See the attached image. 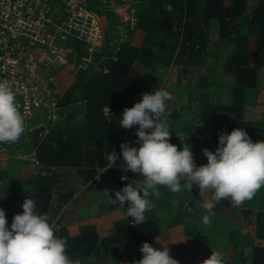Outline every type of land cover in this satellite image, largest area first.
I'll return each mask as SVG.
<instances>
[{
  "label": "trees",
  "instance_id": "1",
  "mask_svg": "<svg viewBox=\"0 0 264 264\" xmlns=\"http://www.w3.org/2000/svg\"><path fill=\"white\" fill-rule=\"evenodd\" d=\"M164 1L168 8L158 5L155 12L145 10L139 13L138 10L136 25L144 32L139 46L125 47L124 44L127 42H124L116 52L115 58L108 62L106 72L82 70L76 72L82 75L77 80L75 88V100L81 103L78 134H69L65 137L63 125L57 124L56 120L43 137L32 136V142L42 140L36 152L40 168L30 190L21 188L17 178L11 177L7 180L9 193L0 197V208L6 213L7 223H12L15 214L22 213L21 205L24 198H30L35 201L38 213L49 215L50 222L54 219L57 225L55 235L66 239L68 255L96 253L100 245L118 241H130L140 246L143 242H151L159 232L157 220L151 215L145 216L144 223L133 226V219L126 214L113 221L111 231L101 237H98L93 225L84 224L79 226L76 234H68L65 228V223L69 219L68 209L66 205H62L73 190L69 188L57 191L55 198L52 199L56 187L55 169L69 166L79 168L86 188L110 192L115 199V191L121 190L128 183V178L138 175L124 171L126 165L120 150V145L130 130L134 140H137L135 133L138 125L132 129L120 128L121 113L125 108H131L140 102L142 93L152 92L130 78L132 62L137 59L152 68L167 64L176 44L179 49L173 62L182 61V55L188 56L193 45L196 46L197 52L203 53L211 20L216 22V34L222 38H229L232 42L230 52L223 59L222 68L232 72L231 109H234L235 113L211 125L208 121L210 108L203 104L200 107L199 123L193 125L192 134L181 137L170 135L169 142L176 145L179 150L181 144L192 143L194 135H202L206 131L213 134L218 142V133H230L247 123L240 119L239 113L243 89L256 86L258 68L264 65V1L256 0L249 8L245 31L240 29L238 20L246 10L247 0ZM153 31H159L171 37L173 41L154 40L151 38ZM250 35L252 40H249ZM151 46L161 49L166 56H159ZM103 105L111 108V114L108 116L101 112ZM174 111L170 109V115H175ZM139 146V143H135L133 147ZM113 150L118 160L115 167L104 171L108 166L107 156ZM120 175L127 179L120 178ZM192 188L197 186L193 185ZM105 197L110 207L119 205L110 203L106 194ZM263 215V211L256 212L257 237L262 236ZM250 250L247 264H264V244H252Z\"/></svg>",
  "mask_w": 264,
  "mask_h": 264
},
{
  "label": "clouds",
  "instance_id": "2",
  "mask_svg": "<svg viewBox=\"0 0 264 264\" xmlns=\"http://www.w3.org/2000/svg\"><path fill=\"white\" fill-rule=\"evenodd\" d=\"M161 76L164 69L159 68ZM173 95L160 88L151 93H142L140 102L121 113L120 128L132 129L138 125L135 133L139 147H130L128 143L120 145L121 157L126 165L124 171L139 174L143 179L140 187L127 183L121 190L115 191V199L110 192L109 202L123 206L128 202L127 216L134 221L133 226L145 222V213L155 204L150 196L159 197V186L167 187L173 193L182 190L183 185L190 193L193 185L202 195L212 191L211 198L204 204L208 215L202 217L205 225L210 223V214L222 200H230L233 207H240L264 187V140L253 142L242 128L230 133H218V146L215 151L203 148L202 154L207 163L197 166L188 143L177 146L171 144L168 127L169 112L166 101ZM107 111L111 114L110 109ZM25 132V121L16 102V94L8 81H0V143L14 144ZM188 138V137H187ZM109 168L115 167L118 160L116 152L108 156ZM127 179V177H122ZM174 205L179 201H173ZM23 211L15 214L10 228L7 226L6 213L0 208V264H81L67 254V241L55 235L54 221L47 214L36 210L33 199L24 198ZM142 258L132 264H179L170 256L169 249L154 248L143 242L140 246ZM250 249L246 254L250 253ZM200 264H225L221 251H211V255Z\"/></svg>",
  "mask_w": 264,
  "mask_h": 264
},
{
  "label": "rangeland",
  "instance_id": "3",
  "mask_svg": "<svg viewBox=\"0 0 264 264\" xmlns=\"http://www.w3.org/2000/svg\"><path fill=\"white\" fill-rule=\"evenodd\" d=\"M87 1L88 4H92L91 0ZM255 1L256 0L246 1V10L238 20V24L242 31H245V22L248 15V10L255 3ZM158 5H161L164 8L169 7L166 1L164 0H147L145 3L139 6V13L145 10H152V12H155ZM102 23L105 32L104 37L108 38L111 35V27L109 24H105L104 21ZM135 27L138 26L136 25ZM133 29L131 30L130 35H132ZM143 34L144 32L142 30V35L138 36V40L141 39L142 41ZM151 38H153L154 40L158 39L160 41H173L171 37L166 36L159 31H153V33L151 34ZM249 40H252V35L249 36ZM207 42L209 45L208 51L207 49H205L203 53H199L197 52L196 46L193 45L190 48V52H188V56L182 55V61L173 62L172 60L178 54L177 49H179L178 44H176L175 49L171 55L170 61L167 64L160 65V68L164 69L165 74L168 70V67H171L172 64L182 63L183 65H189L181 67L180 71H182V73H186L188 68L190 73H193V69H196L199 65H202L205 61V55L209 54L212 58H208V63L211 64L213 73L216 75L215 71L219 69L223 71L224 77L222 78L226 87L228 86L227 89L231 93L229 82H231V77H233L232 72L224 70L222 68V62L226 54L230 52L232 48V42L229 38L219 37L216 34V29L210 27L209 25L206 36V44ZM124 46H130L132 48L134 47V45H131L129 41H127ZM151 47L159 56H166L164 51H162L161 49H158L155 46ZM250 53H252L251 48ZM203 67L204 65H202V68ZM53 70L57 77V84L53 89V95L57 99L58 105L61 108L60 117L57 119V124L63 125V133L65 137L69 136V134L77 135L79 129L81 103L80 101L75 100V88L77 80H79L82 75L73 72L68 67V64L60 65L58 67H55ZM158 73L160 74L159 71ZM163 84L164 75L162 77L160 74L157 78V81L154 82V91L162 88ZM242 93L243 98L239 115L240 119L245 120V122L247 123L241 126L240 128H242L248 133L249 137L252 139L253 142L264 140V65L258 68L256 86L246 88L245 90H243ZM221 100L222 101L214 102L215 99H213L205 102V104H207L210 108L208 121L211 125L214 124L217 120H220L223 117H229L235 113L234 109H231V101L227 102L223 99ZM200 107L201 105H199L197 108V121H199ZM191 127L192 126L190 124L188 125V128H186L188 129L189 133L192 132ZM40 141L42 140H36L35 142H31L32 145H34L35 149V157L33 158L30 156H26L23 158L8 157L4 160H0V177L2 179V183L0 184V197H3L7 193L9 185L6 182L11 177L18 179L21 188L26 190H30L33 188L34 177L40 168V163L37 161L36 158V152L38 150ZM192 143V149L190 150L194 154L195 163L197 166L207 163V159L201 151L203 148H208L210 151H215L216 147L218 146V142L215 139V136L210 132H208L205 136L203 135L199 137L198 141L193 140ZM29 150L30 146H28V144H24L23 151L28 154ZM78 169L79 168H76L74 166L56 168L55 181L57 182V186L61 183H68L70 186H72V189L74 190H76L81 185L83 186L84 182L82 181ZM137 177L138 180L133 177L131 181L133 185L141 184L143 178L139 174ZM180 183L182 190L178 193H173L167 187L158 185L157 187L160 191L159 197H149L150 201L155 204V207L152 208L151 211L146 212L145 216L156 215V219L159 225L161 226L172 225L175 222H180L181 220H183L184 232H186L184 233L185 237H183L184 241L181 243L182 248L183 246L185 247L187 241L191 237L203 240L204 235L202 232L203 230H205V224H203L202 222V217L204 215H208L206 209L204 208V204L211 198L213 193L211 190H208L204 194L200 195L198 188H192L189 193L187 189L183 187V185L186 183V179L182 177ZM84 189L86 190V186L84 187ZM76 195L74 197L78 198ZM93 199L96 204V213L103 211L104 207H116H110L108 205L103 190H96ZM173 201H179V203L174 205L172 203ZM76 208H80L81 212L84 211V208L82 209L80 205L76 206ZM261 208H264V187H262L255 194L253 199L245 201L240 207H233L230 200H222L213 209V213L210 214V220L216 221L214 219L221 218L222 223L228 222L232 224L235 229H238V231L241 230L242 232L238 236H208V238L206 239L209 242L218 243L223 246L228 245L230 248H232L231 250L233 251H230L227 254L223 253V256L227 255L228 257L227 259H225V264H247L250 253L246 254V251L251 248L252 244H264V215L262 223V236L257 237L255 231L256 212L262 211ZM195 219L196 221H194ZM195 222L196 225H199L196 228L193 227ZM139 249L140 245H136L133 243L129 245V248L126 251L129 263L132 264V261H138L142 258V253ZM237 249L238 252L235 253L234 250ZM176 252H178L177 249L174 250L172 248H169L170 256L173 259L178 260L179 264H200L199 261L192 263L188 262L187 258L183 257L182 255H177ZM206 257L208 258L209 256Z\"/></svg>",
  "mask_w": 264,
  "mask_h": 264
},
{
  "label": "built area",
  "instance_id": "4",
  "mask_svg": "<svg viewBox=\"0 0 264 264\" xmlns=\"http://www.w3.org/2000/svg\"><path fill=\"white\" fill-rule=\"evenodd\" d=\"M91 1L90 5L87 0H0V81L12 85L25 121V132L16 143H0V160L35 157L32 136L43 137L60 117L53 69L68 64L73 72H106L147 0ZM103 21L111 27L108 38ZM107 107L111 112L103 105L104 116L109 115ZM131 133L123 143L133 147ZM24 144L30 146L28 154Z\"/></svg>",
  "mask_w": 264,
  "mask_h": 264
},
{
  "label": "crops",
  "instance_id": "5",
  "mask_svg": "<svg viewBox=\"0 0 264 264\" xmlns=\"http://www.w3.org/2000/svg\"><path fill=\"white\" fill-rule=\"evenodd\" d=\"M213 22V23H212ZM209 26L216 29V22L211 20L209 22ZM142 35V29L139 27H135L132 31V35L128 38L129 43L137 47L141 44V39L138 40V36ZM205 49H209L208 42L206 44ZM209 54L205 55V61L202 65H199L196 69H193V73L188 70L186 73H182L181 67L189 66L183 65L182 63H174L171 67H168V70L164 74V84L163 89L169 91L173 95V99L171 101H166L167 109L169 112L170 109L175 110L174 114L168 116V127L170 131V135H175L176 137H181L183 135H191L188 132V125L191 124V130L193 125L199 123L197 121V108L199 105L205 104L206 101H210L215 99L214 102L222 101L221 99L230 102L231 101V93L227 89L224 80L222 70H216L213 73V69L211 68V64L208 63ZM222 61V59H221ZM162 65V64H161ZM157 68H152L147 64L142 63L141 61L135 59L132 62V69L129 72L130 78H132L137 83L146 87L150 91H154L155 86L154 82L157 81L158 69L160 65H156ZM187 74V75H184ZM198 78V79H197ZM230 78V77H229ZM233 77H231L232 83ZM244 88L243 90H245ZM208 133L206 131L202 135H194L193 140L198 141V138L201 136H205ZM190 149H192L193 143L189 144ZM138 176V175H137ZM134 178L138 180V177ZM84 185L78 187L76 190L72 189V194L68 198V200L62 205H66L68 209L69 219L65 223V228L68 234L74 235L78 232L80 225H93L98 237H101L111 231L112 223L115 220L122 218L127 214L128 203L123 206L117 205L113 208H105L103 211L96 213L95 212V201L94 195L96 190L98 189H89ZM141 185V184H139ZM69 188H72L68 183H61L56 187L52 193V199L55 198L57 191H64ZM100 190V189H99ZM80 191V192H79ZM77 194V195H76ZM77 196L78 198L74 197ZM79 195V196H78ZM106 203V202H104ZM81 206L84 210L80 211V208H76V206ZM264 212V208H261ZM156 218V215H151ZM157 220V219H156ZM216 221L210 220L208 225H205V230H203V240L195 239L193 237L189 238L185 247L181 248V243L184 241V225L183 220L180 222H175L172 225L161 226L158 221V234L153 237L151 242H149L154 248L162 249L163 245H166L169 248L174 250H178L176 252L177 255H182L187 258L188 262H202L207 257L211 255V251H221L222 253H228L232 248L228 245H220L218 243L209 242L206 240L208 236L210 237H218V236H226V235H235L238 236L241 234V230L235 229V227L228 222H221L220 219H214ZM54 221V219L52 220ZM196 221V219L194 220ZM11 223H7V226L10 227ZM235 225V224H234ZM199 225L194 224V228ZM227 226V227H223ZM55 229L57 225L54 224ZM224 235V236H223ZM196 236V235H195ZM205 240V241H204ZM131 245L130 241H118L105 245H100L99 250L96 253H90L87 255H69L72 259H79L81 264H131L129 263L126 255V251ZM235 253L238 252L234 250ZM224 261L227 259V255L224 256ZM181 260V259H179ZM178 261V260H177ZM232 263V262H231Z\"/></svg>",
  "mask_w": 264,
  "mask_h": 264
}]
</instances>
